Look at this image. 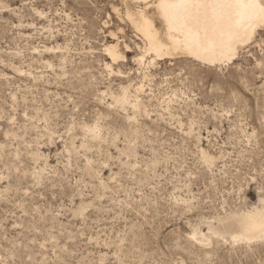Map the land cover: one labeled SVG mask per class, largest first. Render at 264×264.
<instances>
[{
  "label": "rangeland",
  "instance_id": "rangeland-1",
  "mask_svg": "<svg viewBox=\"0 0 264 264\" xmlns=\"http://www.w3.org/2000/svg\"><path fill=\"white\" fill-rule=\"evenodd\" d=\"M127 6L0 0V264H264V23L152 65Z\"/></svg>",
  "mask_w": 264,
  "mask_h": 264
},
{
  "label": "bare ground",
  "instance_id": "bare-ground-1",
  "mask_svg": "<svg viewBox=\"0 0 264 264\" xmlns=\"http://www.w3.org/2000/svg\"><path fill=\"white\" fill-rule=\"evenodd\" d=\"M126 16L139 34L135 44L141 55L136 62L165 61L178 54L207 64L229 62L238 47L253 38L264 23V0H131ZM156 18L160 24H156ZM126 52H130L125 43ZM109 58L124 57L119 43L107 48ZM242 239L256 240L264 234V213L253 209L235 220Z\"/></svg>",
  "mask_w": 264,
  "mask_h": 264
}]
</instances>
